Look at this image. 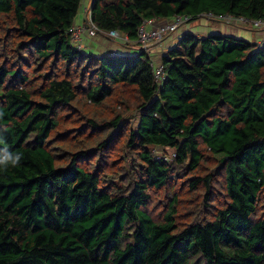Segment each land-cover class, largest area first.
I'll return each mask as SVG.
<instances>
[{
  "label": "trees",
  "instance_id": "obj_1",
  "mask_svg": "<svg viewBox=\"0 0 264 264\" xmlns=\"http://www.w3.org/2000/svg\"><path fill=\"white\" fill-rule=\"evenodd\" d=\"M80 3L0 0V153L22 155L18 166L0 170V264H264V215L255 218L264 195V43L185 31L206 13L262 19L264 0H93L91 23L131 44L143 20L189 17L182 32L165 35L171 44L161 54L136 45L123 55L71 45L67 31ZM56 64L62 76L51 75ZM45 66L42 82L30 87L31 71ZM84 77L95 84L78 94ZM116 86L134 88L138 102L125 146L141 172L126 194L117 181L108 190L99 184L100 162L91 171L79 165L93 152L77 151L84 142H51L83 120L91 130L115 125L119 117L99 124L72 104L83 96L100 105ZM54 144L75 152L63 161ZM200 145L218 159L222 204L200 223L178 225L170 204L153 220L144 211L147 191L165 187L171 169L152 152L172 149L173 161L193 172Z\"/></svg>",
  "mask_w": 264,
  "mask_h": 264
},
{
  "label": "rangeland",
  "instance_id": "obj_2",
  "mask_svg": "<svg viewBox=\"0 0 264 264\" xmlns=\"http://www.w3.org/2000/svg\"><path fill=\"white\" fill-rule=\"evenodd\" d=\"M88 5V3H87ZM83 6L80 3L79 10ZM78 10V13H79ZM77 13V15H78ZM77 17V16H76ZM204 21L203 17L199 18ZM202 23L200 21L197 22ZM192 24L194 25H197ZM239 27H241L239 25ZM245 29V28H244ZM254 32V31H250ZM165 37V36H164ZM123 38L113 39L106 37H92L88 38L89 41L100 45L102 50L106 47L110 48L114 45L118 48L135 47L136 44H126ZM172 38L164 39V41H169ZM107 42H110L111 45ZM175 43V40L173 39ZM249 42H252L250 39ZM254 43V42H253ZM158 44L146 46L144 51L147 53H158L163 47L157 48ZM153 49V50H152ZM152 50V51H151ZM91 52L90 50L84 48L81 53L85 54ZM63 66L56 64L54 70H52L51 75L62 76ZM47 66L39 67L36 70L31 71V84L42 82L40 76L43 72L47 71ZM62 69V70H61ZM83 71L87 75L90 72V68L83 65ZM74 85L77 84V93L84 94L85 90L88 89L89 85L95 84L93 79L87 80L85 77L79 82L76 80H71ZM132 87L126 86H116L110 98L104 100L100 105H93L89 103L83 96L77 97L72 106L77 108L76 113H87L88 119L95 121L96 123H108L115 117H119L118 122L113 126H107L104 130H91L85 120L81 121L83 124L78 130H69L70 128L61 127L58 133L59 136H55L51 142L59 141V139H65L67 142L82 141L84 145L77 148V151L89 152L93 150L92 153L86 155L87 160H82L80 166L84 167L85 170H94L97 166V162H100V175L99 184L105 187L107 190L110 187L111 181H117L122 185L121 193L126 194L130 189L132 182L139 176L141 172V165L136 161L134 156V150L130 147H126L127 134L128 131L133 129L136 118V106L137 95ZM70 109V108H69ZM62 114V112H59ZM71 115V114H70ZM80 122V123H81ZM73 134L76 139H72L69 135ZM109 139L111 141L109 145L105 148L96 150V144L100 141ZM59 143V142H58ZM60 144L51 145V149L55 151V154L59 155L63 161H66L69 156L74 154V149L68 153H64L60 149L56 148ZM203 158L200 165L196 171L188 172L184 165L177 164L173 160H168L167 163L170 166L171 174L170 178L165 185V187L160 189H148L149 200L144 208V211L156 221H159L161 215L168 211V205L170 204L175 210V222L178 225L187 224L190 222L200 223L210 217L212 209L221 205L223 202V188H222V178L220 172V165L218 159L210 155L203 146H199ZM74 151V152H73ZM164 154L169 152V149L163 150ZM162 154V153H160ZM96 160V161H95ZM95 162V163H94ZM208 177L209 184L205 185L202 181L203 178ZM193 179V181H192ZM197 183L195 186H191V183ZM119 193V192H118ZM173 201V203H172ZM264 215V195L260 196L259 204L256 211L255 218Z\"/></svg>",
  "mask_w": 264,
  "mask_h": 264
},
{
  "label": "built area",
  "instance_id": "obj_3",
  "mask_svg": "<svg viewBox=\"0 0 264 264\" xmlns=\"http://www.w3.org/2000/svg\"><path fill=\"white\" fill-rule=\"evenodd\" d=\"M86 19L78 25H73L68 29L69 40L75 49L82 47V37L87 38L105 36L108 38L118 39L123 38L128 43L124 36H121L115 31L101 32L90 21L88 11H86ZM203 18L208 21H217L225 25H240L253 30L264 29V18L258 20H247L243 17H233L229 15H212L210 13L202 14ZM190 19L187 16H174L168 22H159L158 20L148 19L143 20L136 31L135 44L140 47H145L151 44H159L165 35L176 31ZM153 79L158 84L162 79L161 67L157 66L154 69Z\"/></svg>",
  "mask_w": 264,
  "mask_h": 264
},
{
  "label": "crops",
  "instance_id": "obj_4",
  "mask_svg": "<svg viewBox=\"0 0 264 264\" xmlns=\"http://www.w3.org/2000/svg\"><path fill=\"white\" fill-rule=\"evenodd\" d=\"M90 2H91V0H81V3L83 4V6H81V9L79 10L77 17L75 18L74 24H79L84 20L85 12H83V10L85 9V7L86 8L88 7ZM87 3H88V5H87ZM183 27L180 29L181 32L183 31ZM185 31L191 32L196 37H203V36L215 33V34H220V35H224V36H228V37L241 38V39H244L247 41H249L251 39L252 42H254V44H256V45H262L264 43V29L257 30L254 32H250V31H248L244 28H241V27L236 28V29H232V28L225 27V25H223L221 23H218V22L208 23L205 20H204V22L198 23L197 25H194V26L193 25L185 26ZM170 41L171 40L163 41L157 45L158 49L160 47H163L162 50H160V52H158V54H161L165 50V48H169L167 46H169L171 44ZM107 43H109L111 45L110 42H107ZM84 47L90 51L95 50L96 54L103 52V53H111V54L119 53V54L123 55V53H125V51H127V49H130V51L135 49V47L118 48L114 45H111L110 48L106 47L104 50H102L103 47H101L100 45H97V44H95V43H93L87 39L84 40ZM149 52H150V50H149Z\"/></svg>",
  "mask_w": 264,
  "mask_h": 264
},
{
  "label": "clouds",
  "instance_id": "obj_5",
  "mask_svg": "<svg viewBox=\"0 0 264 264\" xmlns=\"http://www.w3.org/2000/svg\"><path fill=\"white\" fill-rule=\"evenodd\" d=\"M90 6H91V2L89 3V5H88V7L86 8L85 7V9L83 10V12H85V18H84V20L82 21V22H84L85 21V19H86V11H88V14H89V8H90ZM89 16V15H88ZM200 17H203L202 15H200L199 16V18ZM263 19V18H262ZM205 20V19H204ZM206 22H217V21H208V20H205ZM81 22V23H82ZM189 22V21H188ZM81 23H79V24H81ZM218 23H221V22H218ZM221 24H223V23H221ZM73 25H78V24H73ZM72 25V26H73ZM223 25H225V24H223ZM225 26H228V25H225ZM230 26H232V25H230ZM233 26H236V27H239V25H233ZM241 28H245L246 30H249V31H257V30H253V29H250V28H246V27H244V26H241ZM181 28H178L177 30H180ZM176 30V31H177ZM262 30V29H261ZM67 34H68V31H67ZM119 34V33H118ZM121 35V34H120ZM121 36H123V35H121ZM68 37H69V35H68ZM97 37H105V36H97ZM106 38H108V37H106ZM88 40V38L87 37H85V36H83L82 37V47L80 48V49H76L77 51L79 50V51H82V49H84L85 47H84V40ZM91 39V38H90ZM164 39V38H163ZM70 41V40H69ZM163 41V40H162ZM161 41V42H162ZM160 42V43H161ZM71 43V42H70ZM127 44H130V43H127ZM72 45V44H71ZM151 45H153V44H151ZM73 46V45H72ZM147 46H149V45H147ZM257 46H259V45H257ZM74 47V46H73ZM146 47V46H145ZM145 47H140L139 46V48H141V49H144ZM75 48V47H74ZM152 153H154V158L156 159V160H158V159H163V157H165V159H166V161H168V160H173L174 159V151L172 150V149H169V152H168V154H167V156H162V154H160L161 153V151H159L158 152V154H156L155 152H152ZM21 159H22V155L21 154H19V153H11V152H8L7 150H5L3 153H0V170H7L9 167H16V166H18L19 165V163H20V161H21Z\"/></svg>",
  "mask_w": 264,
  "mask_h": 264
},
{
  "label": "water",
  "instance_id": "obj_6",
  "mask_svg": "<svg viewBox=\"0 0 264 264\" xmlns=\"http://www.w3.org/2000/svg\"><path fill=\"white\" fill-rule=\"evenodd\" d=\"M93 0H91V4H92Z\"/></svg>",
  "mask_w": 264,
  "mask_h": 264
}]
</instances>
